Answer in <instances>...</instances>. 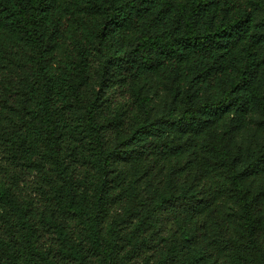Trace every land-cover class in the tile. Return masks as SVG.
Returning a JSON list of instances; mask_svg holds the SVG:
<instances>
[{
    "label": "trees",
    "instance_id": "trees-1",
    "mask_svg": "<svg viewBox=\"0 0 264 264\" xmlns=\"http://www.w3.org/2000/svg\"><path fill=\"white\" fill-rule=\"evenodd\" d=\"M0 264H264V0H0Z\"/></svg>",
    "mask_w": 264,
    "mask_h": 264
}]
</instances>
